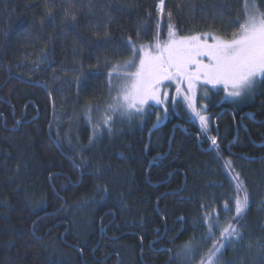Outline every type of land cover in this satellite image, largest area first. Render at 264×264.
<instances>
[{
    "label": "trees",
    "instance_id": "trees-1",
    "mask_svg": "<svg viewBox=\"0 0 264 264\" xmlns=\"http://www.w3.org/2000/svg\"><path fill=\"white\" fill-rule=\"evenodd\" d=\"M157 2L100 0L89 12L87 0H0V264H186L185 245L192 241L197 254L191 264H199L213 243L206 238L205 214L214 210L213 220L218 216L221 224L234 215L223 211L226 200L234 208L237 195L225 153L219 145L218 154L210 148L205 135L214 133L201 130L174 86L167 114L158 107L137 114L116 138L106 137L105 129L84 153L91 159L87 172L73 167L72 160H80L70 144L87 146L91 136L86 105L96 114L110 95L107 70L96 67L95 56L113 63L130 58L122 49L82 47L78 36L95 43L96 33L103 37L107 30L116 41L131 36L137 44L155 43L154 34L165 37L169 22L165 15L157 29ZM165 2L180 34L230 38L238 28L230 21L244 19V0ZM256 3L264 12L261 0ZM71 4L75 28L63 25L62 9ZM45 52L52 62L38 63ZM245 109L262 121L245 117L247 132L239 128L230 145L240 154L233 166L250 195L240 221L245 239L228 245L223 257L232 264H264L256 248L264 240V86ZM217 122L223 146L234 136L228 108Z\"/></svg>",
    "mask_w": 264,
    "mask_h": 264
},
{
    "label": "snow or ice",
    "instance_id": "snow-or-ice-1",
    "mask_svg": "<svg viewBox=\"0 0 264 264\" xmlns=\"http://www.w3.org/2000/svg\"><path fill=\"white\" fill-rule=\"evenodd\" d=\"M81 2L83 3V0ZM98 3L100 0H95V2L87 0L84 6L88 7L91 12ZM261 4H264V0H261ZM220 7L224 8L226 5H220ZM74 8L75 4H71L70 7L62 9L64 27H76L74 23L76 14L70 10ZM177 8H180L179 4ZM155 9L157 29L161 27L160 20L165 15L168 17L167 38L163 41L160 39L159 31L154 34L155 43L149 45L137 44L131 36L116 41L107 30L103 37L96 33L99 40L95 43L78 36V43L82 47L116 48L130 53L129 59L115 63L107 57L102 59L98 54L95 56L96 67L99 68L103 64L104 69L107 70L110 96L114 88L117 94L111 97L112 102L105 106L103 117L93 125L88 145L77 149L70 144L74 156L80 160L76 163L73 159V167L83 170L82 174L87 172L91 164V159L84 153L96 143L102 131L106 129L111 135L115 123L114 117L119 115L131 120L137 114L143 117L147 108L151 107L150 102H154L155 105H166L169 101V93L163 89L169 85H175L177 97L183 93L184 102L192 115L199 120L203 132L208 131L209 118L197 110L196 89L198 85L222 87L226 96L230 98H242L252 93L257 85L264 86V12L260 11L256 0H244V19L241 21L237 16L235 20L230 21L238 26L237 30L231 33L230 38L227 35L212 32L181 35L183 30L178 29L172 23L174 14L172 10H166L165 0H158ZM45 14L54 23L55 17L52 12L47 11ZM147 15L151 18L152 14L149 12ZM110 20L111 17H109V22ZM143 26V22L138 25L137 35ZM107 27L108 24H105V29ZM72 55L73 57L80 55L76 47H73ZM51 62L46 52L40 56L38 61L41 64ZM72 71L76 69L73 68ZM80 72L82 76V65ZM94 74L105 75L103 72ZM75 80L79 82L80 77H76ZM172 99L175 101V97ZM163 110L167 114V107ZM84 111L88 122L92 123V105H86ZM156 119L159 122L161 117L157 115ZM152 127L155 128L156 124ZM208 139L212 146L218 147L216 136H210ZM224 168L230 179L234 181L233 189L237 195L234 197V208L230 207L226 200L223 211L227 214L234 210V215L221 224L218 216L213 220L214 210L205 214L203 220L207 225L206 238L213 240V243L201 256L199 264H232L224 260V250L228 245L239 244L245 239V226L240 221L249 208L250 195L241 174L235 170L233 162L225 161ZM100 172L99 166L93 168V174L97 177ZM97 188L107 192V188L102 185H97ZM35 231L36 222L33 221L32 236H35ZM217 233H219V238L213 239ZM192 243L195 241L185 245L184 255L188 258L186 264H191V260L197 254ZM247 247L251 249L252 244L249 243ZM256 248L258 254L264 256V240H257ZM80 251L83 250L80 249Z\"/></svg>",
    "mask_w": 264,
    "mask_h": 264
},
{
    "label": "rangeland",
    "instance_id": "rangeland-1",
    "mask_svg": "<svg viewBox=\"0 0 264 264\" xmlns=\"http://www.w3.org/2000/svg\"><path fill=\"white\" fill-rule=\"evenodd\" d=\"M181 35H185V34H181ZM166 38H167V35L165 37H160L161 41L165 40ZM149 44H154V43L151 42V43H148L146 45H149ZM113 83L115 84L116 82L114 81ZM172 86L175 87V85L173 84V85H169L168 87L164 88L163 90L167 91L170 94V90H171ZM260 86L261 85H257L252 93H250V94H248L242 98H230V97L226 96L222 87H215L214 88L211 85H202V84L198 85L197 89H196V107H197V110H199L197 104H201L203 106L208 105L209 101L211 99H214L215 103H218V104H222L224 102H230V101L242 102V101H246L248 99H252L253 96L256 95ZM184 87H186V86H184ZM174 91L176 94V90H174ZM116 94L117 93H116V90L114 88L113 91L111 92V96L109 95L104 100V102H102V103H104V105L101 108L99 107V109L97 110V113L95 114L92 112V116H94V118H92V123H89L88 118H87V124H89L91 127V130H90L91 135H92L93 125L95 124V122H97L98 120H100L103 117L105 106L108 103L112 102L111 97L116 96ZM180 96H182V98H183V93ZM150 105H151V107L147 108L146 112L153 111L156 109V107H158L157 111H162L161 113L163 115V113H164L163 109L165 108V105H155L154 102H150ZM93 111H95V110H93ZM199 111H201V110H199ZM163 118L164 117H162V119ZM114 121H115V123L113 125V131H112L111 135H109V133H108L106 137H110L112 135L114 136L115 134H117V132L121 131L122 129H125V128L129 129L133 124V118L131 120H128L126 117H120L119 115L114 117ZM101 136H102V134L100 133L98 139H100Z\"/></svg>",
    "mask_w": 264,
    "mask_h": 264
},
{
    "label": "flooded vegetation",
    "instance_id": "flooded-vegetation-1",
    "mask_svg": "<svg viewBox=\"0 0 264 264\" xmlns=\"http://www.w3.org/2000/svg\"><path fill=\"white\" fill-rule=\"evenodd\" d=\"M250 99L242 102H224L222 104L215 103L214 99H211L209 101L208 105H201L197 104L199 110H201L202 114H205L209 118V126L208 128L212 130L214 133V136L217 137V145H219L224 153L227 160H231L233 163L235 162L234 159L240 156L237 153L230 150V145L232 142L236 140L237 137V131L239 128L247 132V124L244 120L245 117H248L250 119H253L255 123H258L260 120L254 119L255 114L251 112L250 110L245 109L247 102ZM202 106V107H201ZM227 108L230 111V117L233 123V130H234V136L231 141H226L224 145L222 146V143L219 141V130H218V122L217 118L219 115L223 112V110H227ZM262 122V121H260Z\"/></svg>",
    "mask_w": 264,
    "mask_h": 264
},
{
    "label": "built area",
    "instance_id": "built-area-1",
    "mask_svg": "<svg viewBox=\"0 0 264 264\" xmlns=\"http://www.w3.org/2000/svg\"><path fill=\"white\" fill-rule=\"evenodd\" d=\"M209 143L211 144L210 140L208 139ZM212 146V145H211ZM214 147V146H213Z\"/></svg>",
    "mask_w": 264,
    "mask_h": 264
},
{
    "label": "bare ground",
    "instance_id": "bare-ground-1",
    "mask_svg": "<svg viewBox=\"0 0 264 264\" xmlns=\"http://www.w3.org/2000/svg\"><path fill=\"white\" fill-rule=\"evenodd\" d=\"M206 133V132H205ZM206 136V135H205ZM209 144V143H208ZM215 152V151H214ZM217 154V153H216Z\"/></svg>",
    "mask_w": 264,
    "mask_h": 264
}]
</instances>
